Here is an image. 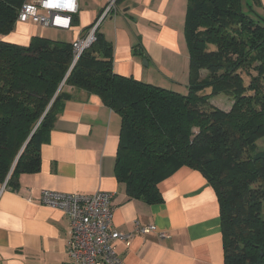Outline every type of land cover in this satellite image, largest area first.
I'll use <instances>...</instances> for the list:
<instances>
[{
  "label": "trees",
  "instance_id": "trees-1",
  "mask_svg": "<svg viewBox=\"0 0 264 264\" xmlns=\"http://www.w3.org/2000/svg\"><path fill=\"white\" fill-rule=\"evenodd\" d=\"M25 1L0 0V35L13 31ZM261 8L260 0H188L185 92L115 74L113 46L98 29L76 62L74 42L0 41V185L39 171L66 89L83 90L121 118L115 176L130 198L160 203L161 181L183 166L197 170L220 204L225 264H264ZM220 96L232 100L229 111L210 104Z\"/></svg>",
  "mask_w": 264,
  "mask_h": 264
},
{
  "label": "crops",
  "instance_id": "crops-1",
  "mask_svg": "<svg viewBox=\"0 0 264 264\" xmlns=\"http://www.w3.org/2000/svg\"><path fill=\"white\" fill-rule=\"evenodd\" d=\"M112 0H79L70 29L18 22L0 41L28 46L33 37L76 42ZM261 13L264 16V0ZM188 0H115V10L98 30L113 46L117 75L161 87L189 84L185 22ZM74 15V16H75ZM40 169L18 184L0 185V264H74L68 253L70 220L61 209L41 205L43 190L61 194H114L112 228L133 234L114 249L125 264H225L221 208L211 184L183 166L159 183L162 202L149 204L127 195L115 176L121 118L96 94L67 88ZM6 184V185H5ZM140 226H155L136 234ZM166 233V238L160 234Z\"/></svg>",
  "mask_w": 264,
  "mask_h": 264
},
{
  "label": "built area",
  "instance_id": "built-area-1",
  "mask_svg": "<svg viewBox=\"0 0 264 264\" xmlns=\"http://www.w3.org/2000/svg\"><path fill=\"white\" fill-rule=\"evenodd\" d=\"M115 10V0L102 11L93 28L73 44L74 61L95 41V32L104 19ZM79 12V0H26L22 5L18 22H32L45 27L70 29L72 19ZM6 185V184H5ZM114 194L99 191L91 195L61 194L51 190L41 193V205L61 209L70 220L68 253L74 264H125L114 249V243L122 240L130 244L133 234H123L112 228ZM136 234L147 235L155 226H140L136 222ZM166 238L167 234H160Z\"/></svg>",
  "mask_w": 264,
  "mask_h": 264
},
{
  "label": "rangeland",
  "instance_id": "rangeland-1",
  "mask_svg": "<svg viewBox=\"0 0 264 264\" xmlns=\"http://www.w3.org/2000/svg\"><path fill=\"white\" fill-rule=\"evenodd\" d=\"M211 49H214V47H211ZM168 87H171V86H168ZM183 88L184 87L180 88L181 92H185V89H183ZM210 104L216 108L223 110V111H229L232 107V100L226 96H220V97H217V98L215 97V98L211 99ZM256 143L260 148L259 150H262L264 148V142L262 139H259L258 141H256ZM263 216H264V214H263Z\"/></svg>",
  "mask_w": 264,
  "mask_h": 264
},
{
  "label": "water",
  "instance_id": "water-1",
  "mask_svg": "<svg viewBox=\"0 0 264 264\" xmlns=\"http://www.w3.org/2000/svg\"><path fill=\"white\" fill-rule=\"evenodd\" d=\"M63 85V84H62Z\"/></svg>",
  "mask_w": 264,
  "mask_h": 264
}]
</instances>
